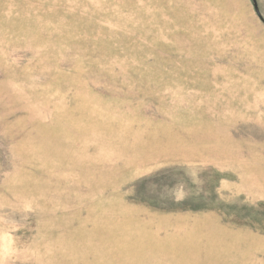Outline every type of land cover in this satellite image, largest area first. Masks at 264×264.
I'll list each match as a JSON object with an SVG mask.
<instances>
[{
  "label": "rangeland",
  "instance_id": "rangeland-1",
  "mask_svg": "<svg viewBox=\"0 0 264 264\" xmlns=\"http://www.w3.org/2000/svg\"><path fill=\"white\" fill-rule=\"evenodd\" d=\"M0 0V264H264V0Z\"/></svg>",
  "mask_w": 264,
  "mask_h": 264
},
{
  "label": "water",
  "instance_id": "water-1",
  "mask_svg": "<svg viewBox=\"0 0 264 264\" xmlns=\"http://www.w3.org/2000/svg\"><path fill=\"white\" fill-rule=\"evenodd\" d=\"M254 2H255V7H256V10L258 11V13H259V9H258V6H257V3H256V1L254 0Z\"/></svg>",
  "mask_w": 264,
  "mask_h": 264
}]
</instances>
